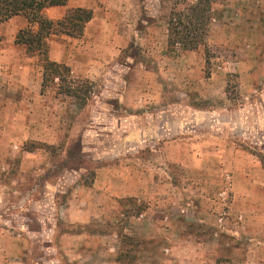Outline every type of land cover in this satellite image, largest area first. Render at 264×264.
Masks as SVG:
<instances>
[{
  "label": "rangeland",
  "instance_id": "1",
  "mask_svg": "<svg viewBox=\"0 0 264 264\" xmlns=\"http://www.w3.org/2000/svg\"><path fill=\"white\" fill-rule=\"evenodd\" d=\"M196 1L68 0L44 17L91 20L45 56L0 23V264H264V0H208L170 50Z\"/></svg>",
  "mask_w": 264,
  "mask_h": 264
},
{
  "label": "trees",
  "instance_id": "2",
  "mask_svg": "<svg viewBox=\"0 0 264 264\" xmlns=\"http://www.w3.org/2000/svg\"><path fill=\"white\" fill-rule=\"evenodd\" d=\"M68 0H0V23L14 17H23L27 26L20 30L15 37V43L22 46L31 55L38 53L46 55L45 40L56 33L70 38H79L84 25L91 20V11L76 8L56 23L44 17L43 12L50 8L63 7ZM208 0H197L187 4L185 9L172 10L167 19V46L170 50L194 51L201 45L206 35L210 16ZM43 84L58 78L65 81L64 75L69 71L63 64L43 59ZM63 78V79H62ZM62 79V81H60ZM63 93L70 97H77V88L69 84L59 85Z\"/></svg>",
  "mask_w": 264,
  "mask_h": 264
},
{
  "label": "crops",
  "instance_id": "3",
  "mask_svg": "<svg viewBox=\"0 0 264 264\" xmlns=\"http://www.w3.org/2000/svg\"><path fill=\"white\" fill-rule=\"evenodd\" d=\"M55 8H57V7H55ZM50 9H54V8H50ZM50 9H49V10H50ZM10 20H11L10 22H13V23L17 22V23H18V22H19V16L14 17V18H11ZM20 24H21V23H20ZM21 27H22V26H21ZM21 27L19 26V29H20Z\"/></svg>",
  "mask_w": 264,
  "mask_h": 264
}]
</instances>
